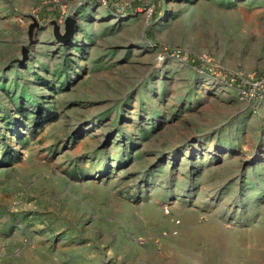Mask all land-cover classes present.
Segmentation results:
<instances>
[{"label": "rangeland", "instance_id": "1", "mask_svg": "<svg viewBox=\"0 0 264 264\" xmlns=\"http://www.w3.org/2000/svg\"><path fill=\"white\" fill-rule=\"evenodd\" d=\"M0 264H264V0H0Z\"/></svg>", "mask_w": 264, "mask_h": 264}, {"label": "water", "instance_id": "2", "mask_svg": "<svg viewBox=\"0 0 264 264\" xmlns=\"http://www.w3.org/2000/svg\"><path fill=\"white\" fill-rule=\"evenodd\" d=\"M72 25H73V21H70L69 22V27H68V34L65 37V40H68V39H70L73 36V31H72V28H71ZM35 27H39V24L38 23H34L33 25L30 26V30H29V36H30V38H32V32H33V29ZM23 54H24L23 60L20 61L21 64H23L24 61L28 58L27 50H24V53Z\"/></svg>", "mask_w": 264, "mask_h": 264}, {"label": "built area", "instance_id": "3", "mask_svg": "<svg viewBox=\"0 0 264 264\" xmlns=\"http://www.w3.org/2000/svg\"><path fill=\"white\" fill-rule=\"evenodd\" d=\"M163 59V57H161V60ZM165 212L167 213V214H169V209L168 208H165Z\"/></svg>", "mask_w": 264, "mask_h": 264}, {"label": "trees", "instance_id": "4", "mask_svg": "<svg viewBox=\"0 0 264 264\" xmlns=\"http://www.w3.org/2000/svg\"><path fill=\"white\" fill-rule=\"evenodd\" d=\"M158 12L157 11H155V14L153 15L154 17H156V14H157Z\"/></svg>", "mask_w": 264, "mask_h": 264}]
</instances>
